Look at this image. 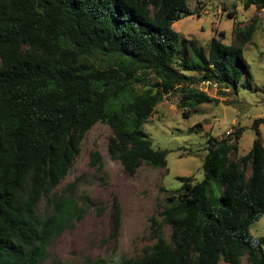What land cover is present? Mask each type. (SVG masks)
Segmentation results:
<instances>
[{
  "label": "trees",
  "instance_id": "obj_1",
  "mask_svg": "<svg viewBox=\"0 0 264 264\" xmlns=\"http://www.w3.org/2000/svg\"><path fill=\"white\" fill-rule=\"evenodd\" d=\"M188 1L0 0V264H45L52 242L80 217L67 195L76 183L60 186L97 124L110 128V159L130 177L143 166L166 170L168 152L155 149L143 130L164 98L180 94L178 108L188 117L189 107L214 102L195 85L238 91L248 71L244 45L257 22L239 29L231 45L220 33L208 52L191 46L193 59L178 63L183 38L173 26L201 17ZM252 6L262 10L264 0L245 1ZM263 124L255 120L245 156L243 129L223 140L208 136L204 178L180 177L161 218L150 221L155 243L115 264H264V237L250 231L264 216ZM103 165L91 152L90 166ZM112 224L116 240L117 201Z\"/></svg>",
  "mask_w": 264,
  "mask_h": 264
},
{
  "label": "rangeland",
  "instance_id": "obj_2",
  "mask_svg": "<svg viewBox=\"0 0 264 264\" xmlns=\"http://www.w3.org/2000/svg\"><path fill=\"white\" fill-rule=\"evenodd\" d=\"M246 0H189L192 16L175 24L173 29L181 35L182 53L178 63L193 59L191 46L208 52L213 38L223 43H234L239 29L257 22L252 40L244 45V58L248 71L239 84L238 91L222 85L199 83L195 85L208 94L213 103L189 107L188 117L178 108L181 95L172 93L157 106L149 122L143 127L157 150L168 152L166 170L143 166L135 177H130L119 163L111 161L108 153L110 128L97 124L86 136L82 153L70 175L60 186L69 189L80 217L75 218L63 234L52 242L45 264H96L119 262L141 257L155 241L151 232V219H160L167 199L177 192L180 177H191L195 182L204 178L203 160L208 136L218 140L231 138L243 129L239 141V156H245L255 140V120L264 118V9L245 8ZM229 13H235L230 19ZM185 52V54H184ZM191 77L198 75L191 73ZM201 125L198 127L197 125ZM264 143V124L260 127ZM99 152L103 167L90 166V154ZM177 195V194H176ZM117 201L121 208L122 228L118 239H113L112 205ZM46 204H40V214H45ZM255 240L264 237V216L251 226ZM170 229L165 230L169 238ZM221 264H224L223 262ZM242 264H249L243 258Z\"/></svg>",
  "mask_w": 264,
  "mask_h": 264
},
{
  "label": "built area",
  "instance_id": "obj_3",
  "mask_svg": "<svg viewBox=\"0 0 264 264\" xmlns=\"http://www.w3.org/2000/svg\"><path fill=\"white\" fill-rule=\"evenodd\" d=\"M209 84V83H208Z\"/></svg>",
  "mask_w": 264,
  "mask_h": 264
},
{
  "label": "crops",
  "instance_id": "obj_4",
  "mask_svg": "<svg viewBox=\"0 0 264 264\" xmlns=\"http://www.w3.org/2000/svg\"><path fill=\"white\" fill-rule=\"evenodd\" d=\"M175 26V25H174Z\"/></svg>",
  "mask_w": 264,
  "mask_h": 264
}]
</instances>
